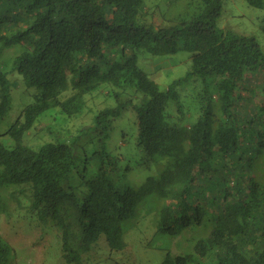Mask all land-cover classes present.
Wrapping results in <instances>:
<instances>
[{"label": "trees", "instance_id": "obj_1", "mask_svg": "<svg viewBox=\"0 0 264 264\" xmlns=\"http://www.w3.org/2000/svg\"><path fill=\"white\" fill-rule=\"evenodd\" d=\"M246 1L264 8V0ZM222 9V0H0V121L11 109L10 72L38 90L8 131L16 146L0 139L2 214L24 202L40 221H52L68 264L87 263L102 240L103 248L125 249L127 222L153 210L158 234L190 242L161 264H264V186L253 175L264 162L249 158L264 149V51L253 37L221 28ZM12 46L23 50L5 66ZM133 49L185 50L191 71L161 90ZM193 78L204 107L195 124L180 127L169 121L167 103ZM103 86L117 105L81 125L71 142L22 144L42 113L58 108L76 117L86 95ZM124 107L135 113L143 159L159 174L120 190L108 140ZM77 178L80 188L65 186ZM12 252L0 235V264Z\"/></svg>", "mask_w": 264, "mask_h": 264}, {"label": "rangeland", "instance_id": "obj_2", "mask_svg": "<svg viewBox=\"0 0 264 264\" xmlns=\"http://www.w3.org/2000/svg\"><path fill=\"white\" fill-rule=\"evenodd\" d=\"M222 14L218 25L226 30L253 37L264 51L263 19L264 8L250 6L246 0H222ZM22 46H12L3 55L5 66L21 53ZM136 55L139 66L156 81L164 90L175 80L184 77L191 71L190 54L180 50L176 54L147 55L137 49L128 51ZM11 81V109L0 121V139L10 149L17 144L8 131L19 120L24 109L31 104L38 90L29 87L24 77L18 72H10ZM194 78L181 86L176 92L178 99H170L167 103V116L170 122L178 121L180 127H189L196 123L204 107L202 90L196 86ZM256 81L255 79L251 84ZM250 83V82H249ZM250 84V85H251ZM254 83L251 85V87ZM208 95V90L204 89ZM131 96V91L120 97L125 100ZM86 106L83 112L73 118L67 117L60 109L52 108L42 113L31 130L23 136L22 144L38 150L47 142H71L79 132L81 125L90 124L94 116L101 109L117 105L110 86H103L100 90L89 93L85 97ZM264 147V145H261ZM108 151L116 159L118 167L112 176L115 186L120 190L127 187L137 188L148 177L157 176L154 168L142 157L138 146V127L132 107H124L120 116L113 122L108 140ZM256 161L264 162V149L260 145L254 149ZM78 154H82L81 151ZM97 163H90L87 177L97 170ZM258 182L264 186V170L260 175L253 173ZM79 179H70L65 186L80 188ZM258 196L264 194V189H258ZM22 201L23 198L21 197ZM28 204H11L7 214L0 211V235L11 246L13 252L7 264H68L62 253V239L57 227L52 221H40L28 209ZM0 210H2L0 208ZM155 211V210H153ZM144 212L138 220L129 221L132 228L125 236V249L112 250L104 247L91 249L90 260L83 264H161L166 252H179L180 248L190 245L189 239L178 242L177 237H170L157 233L156 213ZM188 242V243H187ZM187 243V244H186ZM186 250V249H183ZM86 256V257H87Z\"/></svg>", "mask_w": 264, "mask_h": 264}]
</instances>
